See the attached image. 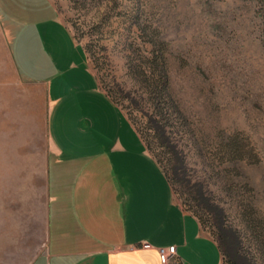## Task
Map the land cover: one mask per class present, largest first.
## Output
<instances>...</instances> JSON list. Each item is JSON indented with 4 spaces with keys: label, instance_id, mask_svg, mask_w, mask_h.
I'll use <instances>...</instances> for the list:
<instances>
[{
    "label": "rangeland",
    "instance_id": "obj_1",
    "mask_svg": "<svg viewBox=\"0 0 264 264\" xmlns=\"http://www.w3.org/2000/svg\"><path fill=\"white\" fill-rule=\"evenodd\" d=\"M51 1L224 264H264V44L253 0ZM4 24L0 13V243L12 236L5 228L36 237L42 206L38 170L21 163L41 160L22 145H42L43 98L17 74ZM165 69L157 104L143 79Z\"/></svg>",
    "mask_w": 264,
    "mask_h": 264
},
{
    "label": "crops",
    "instance_id": "obj_2",
    "mask_svg": "<svg viewBox=\"0 0 264 264\" xmlns=\"http://www.w3.org/2000/svg\"><path fill=\"white\" fill-rule=\"evenodd\" d=\"M0 13L17 74L43 98L42 145H22L41 160L21 163L38 170L40 231L5 228L0 264H162L157 248L170 245L182 264H221L52 1L0 0Z\"/></svg>",
    "mask_w": 264,
    "mask_h": 264
},
{
    "label": "trees",
    "instance_id": "obj_3",
    "mask_svg": "<svg viewBox=\"0 0 264 264\" xmlns=\"http://www.w3.org/2000/svg\"><path fill=\"white\" fill-rule=\"evenodd\" d=\"M253 2H254V6H255L254 11H255V14L257 16V19L259 20V24H260V26H259L260 38H261L262 43L264 44V0H253ZM143 81L146 82L145 83L146 86H148V87L150 86L151 92L153 95V97L151 96V98H152V101L154 103L159 104L161 102V100L163 101L164 99L165 100L167 99L166 93L168 90L169 81H168V74H167L166 69L159 71L158 73L152 72L149 76L145 77V79H143ZM227 149H228L229 154L234 156V155H236L237 152H239V145L235 141L229 140V142L227 143ZM156 162L158 164H160L159 160H156ZM161 169L164 172V174L166 175L164 169L162 167H161ZM166 177H167V175H166ZM167 179H168V177H167ZM168 181H169V179H168ZM169 183H170V181H169ZM191 214L194 217H196V219L198 220L200 227H201L202 221H201V218L199 217V215H197V213H192V212H191ZM215 243L217 244L216 241H215ZM217 246H218L220 253H221V249H220L218 244H217ZM221 259H222V254H221ZM221 264H224L223 259H222Z\"/></svg>",
    "mask_w": 264,
    "mask_h": 264
},
{
    "label": "built area",
    "instance_id": "obj_4",
    "mask_svg": "<svg viewBox=\"0 0 264 264\" xmlns=\"http://www.w3.org/2000/svg\"><path fill=\"white\" fill-rule=\"evenodd\" d=\"M159 260L162 264H169L172 259L176 258V250L174 245L160 246L157 248Z\"/></svg>",
    "mask_w": 264,
    "mask_h": 264
}]
</instances>
